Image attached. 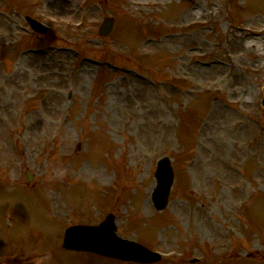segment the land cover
Listing matches in <instances>:
<instances>
[{"label": "rangeland", "instance_id": "rangeland-1", "mask_svg": "<svg viewBox=\"0 0 264 264\" xmlns=\"http://www.w3.org/2000/svg\"><path fill=\"white\" fill-rule=\"evenodd\" d=\"M17 6L0 10V264H135L62 248L68 224L108 211L117 234L185 264H264V0ZM29 10L56 28L31 32ZM215 104L231 113L220 127ZM164 154L177 176L156 212Z\"/></svg>", "mask_w": 264, "mask_h": 264}, {"label": "water", "instance_id": "water-1", "mask_svg": "<svg viewBox=\"0 0 264 264\" xmlns=\"http://www.w3.org/2000/svg\"><path fill=\"white\" fill-rule=\"evenodd\" d=\"M31 23L36 30H41V31L46 30V27L42 26L37 20H31ZM112 27H113V19L106 18L100 27V33L104 35L108 34L112 30ZM263 104H264V100H263ZM159 161H160L159 167L156 172L159 185L155 188V191L153 193V200L156 203L158 209H163L168 201L171 186L174 180V171L171 166L170 159L168 157H163ZM114 229L115 226L113 225L111 218V220L108 223L106 222L105 225L101 227L88 226L83 230H76L77 232H73V233L84 239L88 238L87 241L79 242V243H73L70 241L69 235H71V233L69 230L71 229H69L68 231L70 234L67 232V235L65 237V245L71 248L80 247L87 249H95L102 252H105L102 249L108 248L110 254L121 256L124 258H134L145 261L158 260L160 258L159 256L141 257V254L144 250L142 246H138L140 248L135 246L131 248L129 251V247H130L129 244L124 245L120 240L114 237L117 236ZM72 231L74 230L72 229L71 232ZM104 232L106 234L105 237L104 236L100 237V235H102V233Z\"/></svg>", "mask_w": 264, "mask_h": 264}, {"label": "bare ground", "instance_id": "bare-ground-1", "mask_svg": "<svg viewBox=\"0 0 264 264\" xmlns=\"http://www.w3.org/2000/svg\"><path fill=\"white\" fill-rule=\"evenodd\" d=\"M240 80H242V76L239 75L237 76V78H235V80H233V88H230L231 91V95L234 96H238L240 91L243 90V88L240 85V89H238V84L240 83ZM237 81V82H236ZM230 101L236 102V99H231L228 98ZM223 104L217 105L215 104L214 106H212L209 114H208V120H209V124L215 125L217 127H220V121L223 119L228 118L229 116H231V113L227 110H225L223 107ZM208 122V121H207Z\"/></svg>", "mask_w": 264, "mask_h": 264}, {"label": "flooded vegetation", "instance_id": "flooded-vegetation-1", "mask_svg": "<svg viewBox=\"0 0 264 264\" xmlns=\"http://www.w3.org/2000/svg\"><path fill=\"white\" fill-rule=\"evenodd\" d=\"M10 0H8V2H9ZM28 1V0H27ZM22 2H25V0H22ZM12 3H14V0H11V6H13V7H16V9H19V7L18 6H16L17 5V3H15V4H12Z\"/></svg>", "mask_w": 264, "mask_h": 264}]
</instances>
